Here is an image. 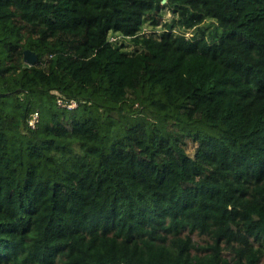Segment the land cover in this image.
I'll list each match as a JSON object with an SVG mask.
<instances>
[{
  "label": "trees",
  "instance_id": "1",
  "mask_svg": "<svg viewBox=\"0 0 264 264\" xmlns=\"http://www.w3.org/2000/svg\"><path fill=\"white\" fill-rule=\"evenodd\" d=\"M0 264H264V0H0Z\"/></svg>",
  "mask_w": 264,
  "mask_h": 264
},
{
  "label": "rangeland",
  "instance_id": "2",
  "mask_svg": "<svg viewBox=\"0 0 264 264\" xmlns=\"http://www.w3.org/2000/svg\"><path fill=\"white\" fill-rule=\"evenodd\" d=\"M171 17V12L170 11H167L166 12V18H170ZM203 25L206 26V29H205V33L206 35L208 36V38H212V37H215L217 36L218 34L222 33L224 31V29L218 25H216L215 22H212V18L208 17L204 22H203ZM162 29V26H159L157 28V30H160ZM145 30L147 32H150L151 29L148 28V27H145ZM190 33H187V35H189ZM113 40L116 41L118 44H121V43H125L127 45V48H130V40H129V37H126V36H123L121 34H118V33H115L114 37H113ZM44 122V121H43ZM42 122V123H43ZM189 149H192V146H191V142L189 144Z\"/></svg>",
  "mask_w": 264,
  "mask_h": 264
},
{
  "label": "built area",
  "instance_id": "3",
  "mask_svg": "<svg viewBox=\"0 0 264 264\" xmlns=\"http://www.w3.org/2000/svg\"><path fill=\"white\" fill-rule=\"evenodd\" d=\"M58 103L62 107L72 109L78 106L79 101L76 99H65L64 97L59 96ZM39 118H40L39 110L33 111L29 118V125H31L32 127H36Z\"/></svg>",
  "mask_w": 264,
  "mask_h": 264
},
{
  "label": "water",
  "instance_id": "4",
  "mask_svg": "<svg viewBox=\"0 0 264 264\" xmlns=\"http://www.w3.org/2000/svg\"><path fill=\"white\" fill-rule=\"evenodd\" d=\"M166 0H163V2H165ZM24 61L25 63H27L28 65H34L36 64L37 60H38V54L31 50V49H25L24 50Z\"/></svg>",
  "mask_w": 264,
  "mask_h": 264
}]
</instances>
